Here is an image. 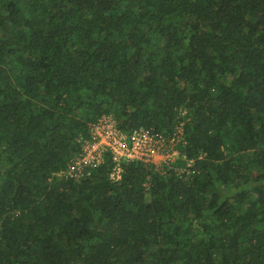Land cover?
Segmentation results:
<instances>
[{
	"label": "trees",
	"instance_id": "obj_1",
	"mask_svg": "<svg viewBox=\"0 0 264 264\" xmlns=\"http://www.w3.org/2000/svg\"><path fill=\"white\" fill-rule=\"evenodd\" d=\"M104 113L189 173L57 178ZM0 264H264V0H0Z\"/></svg>",
	"mask_w": 264,
	"mask_h": 264
},
{
	"label": "built area",
	"instance_id": "obj_2",
	"mask_svg": "<svg viewBox=\"0 0 264 264\" xmlns=\"http://www.w3.org/2000/svg\"><path fill=\"white\" fill-rule=\"evenodd\" d=\"M182 127L183 122H180L172 132L145 127L126 132L112 113H104L88 124L85 134L80 133L76 137L79 149L72 153L65 168L57 171L55 176L75 181L84 179L104 163L107 155L113 163L112 180L120 178L123 163L135 160L153 165L158 170L174 167L178 174L189 173L188 167L193 159L185 157L178 148L183 141ZM178 161L182 163L177 165Z\"/></svg>",
	"mask_w": 264,
	"mask_h": 264
}]
</instances>
